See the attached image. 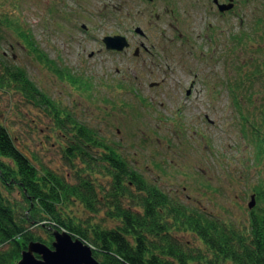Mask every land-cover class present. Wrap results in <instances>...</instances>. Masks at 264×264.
<instances>
[{
  "label": "rangeland",
  "instance_id": "374dc122",
  "mask_svg": "<svg viewBox=\"0 0 264 264\" xmlns=\"http://www.w3.org/2000/svg\"><path fill=\"white\" fill-rule=\"evenodd\" d=\"M6 18L29 31L53 67L90 83L91 89L81 92L54 73L51 62L38 61L4 24L0 63L23 68L146 182L237 227L249 226L248 202L255 189L263 199L253 210L264 209V0H235L234 13L224 17L212 0H0V19ZM135 27L146 37L135 35ZM114 34L127 36L125 53L104 48L103 38ZM138 40L154 55L141 50L135 57ZM193 81L196 97L189 101L186 91ZM50 114L14 88L0 89V124L18 148L38 169L75 182L82 163L65 159L67 134ZM95 175L109 187L104 173ZM9 196L14 203L22 198L18 190ZM107 211L103 204L91 213L78 202L68 209L77 219L90 217L114 228L117 222ZM32 231L48 239L41 230ZM175 236L204 248L191 232Z\"/></svg>",
  "mask_w": 264,
  "mask_h": 264
},
{
  "label": "trees",
  "instance_id": "16d2710c",
  "mask_svg": "<svg viewBox=\"0 0 264 264\" xmlns=\"http://www.w3.org/2000/svg\"><path fill=\"white\" fill-rule=\"evenodd\" d=\"M3 24L38 61L51 62L54 73L79 91H90V83L53 67L19 21L0 19ZM10 88L51 113L56 127L67 134L65 159L71 164L79 160L82 166L74 173L75 182L51 169H38L0 124V264H16L30 242L50 246L55 230L91 246L101 264H264V209L251 211L248 228H242L190 208L146 182L98 132L57 105L23 68L6 61L0 63V89ZM101 172L109 180L108 188L97 182L95 174ZM14 190L21 194L20 202L11 200ZM257 191L261 198L262 191ZM76 202L91 213L104 204L106 215L117 225L108 228L90 217L77 219L68 212ZM184 232L193 233L204 248L190 247L175 236Z\"/></svg>",
  "mask_w": 264,
  "mask_h": 264
},
{
  "label": "water",
  "instance_id": "95a60500",
  "mask_svg": "<svg viewBox=\"0 0 264 264\" xmlns=\"http://www.w3.org/2000/svg\"><path fill=\"white\" fill-rule=\"evenodd\" d=\"M215 1L217 3V0ZM229 1V4H219L220 11L224 12L233 8V0ZM136 31L143 34L140 28ZM104 42L107 49L119 51L128 46L126 38L121 35L106 36ZM254 204L255 198L252 196L248 206L251 208ZM53 238L51 247L39 241L30 242L17 264H101L93 256L90 246L67 232L55 230Z\"/></svg>",
  "mask_w": 264,
  "mask_h": 264
},
{
  "label": "flooded vegetation",
  "instance_id": "af4514ba",
  "mask_svg": "<svg viewBox=\"0 0 264 264\" xmlns=\"http://www.w3.org/2000/svg\"><path fill=\"white\" fill-rule=\"evenodd\" d=\"M220 1H223V0H220ZM220 1H219V2H220ZM220 3H227V2H220ZM230 13L233 14V13H234V9H233V11H231V12H229V13H228V12H226V13H222V14H220V16H221V17H224V16L229 15ZM170 28L173 29V25H172V24H170ZM84 30H86V29H84ZM176 31H177V30H176ZM132 32H134V34H135L134 29H133ZM135 35H137V34H135ZM135 35H134V37H135ZM137 36H138V35H137ZM138 37H139V36H138ZM139 38L142 39L143 37H139ZM178 38L181 39L182 36H181V35H178ZM102 44H103V41H102ZM137 45L140 46V47H137V46H136L135 49H138V50H137V54H136L135 56H137V57L140 56L141 51H139V48H140V50L144 51V53H145L146 55H148V56H153V55H154V53H152V51L149 50L141 40H138V41H137ZM103 46H104V44H103ZM134 52H135V50H134ZM110 53H113V54H117V55H119V54L124 53V51H123V52L110 51ZM90 56L93 57V54L90 55ZM192 84H193V86H192ZM195 84H196L195 81H193V82L190 84V92H189V94L187 93L188 90L186 91V99L189 100V101H191L194 97H196L195 94H193V91H194V89H195ZM254 194L257 196V193H254Z\"/></svg>",
  "mask_w": 264,
  "mask_h": 264
}]
</instances>
